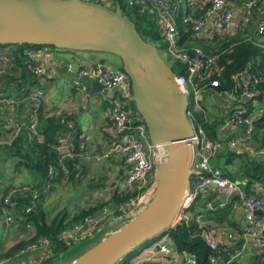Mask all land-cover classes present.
Wrapping results in <instances>:
<instances>
[{"label":"built area","instance_id":"2783aa9c","mask_svg":"<svg viewBox=\"0 0 264 264\" xmlns=\"http://www.w3.org/2000/svg\"><path fill=\"white\" fill-rule=\"evenodd\" d=\"M91 1L101 3L107 7L113 6L109 2L110 0ZM124 2L127 7H137L140 11L153 13L160 35L165 43V56H168L171 60H176L184 70L183 73L175 74L174 80L189 101L188 107L190 109L186 111V116L191 123L192 130L187 141L192 148V160L189 166L190 175L187 188L182 196L179 212L171 226H174L180 219H186L188 216L186 210L193 199L213 187L217 194L216 201L206 200L204 209L223 208L232 200L237 202L241 218V233L239 236L241 243L234 252L227 251L225 258L219 257L216 255L218 243L223 242L231 246L235 244L237 236L228 230H218L211 226L199 224V226L205 227L201 230L200 236L207 247L216 252V254L209 256V264H238L237 261L246 251L256 249L264 252V214L262 213L264 211V202L259 196L262 189L259 186H255L248 193L246 192L245 181L234 180L222 175L220 170L217 167H213L210 163L211 159L223 146L232 150H243L249 155L257 153L264 156V149H255L250 144L253 121L256 118V114L248 109L246 103L253 97L254 93L250 85L257 81L256 76L246 70L238 71L232 75V80L241 84L240 96L244 95L247 101H242L241 97L234 98L233 103L225 109L226 115L216 126L215 130L213 132L205 131L200 123H193L194 116L192 113L201 111L202 92L208 87L218 86V79L213 77V75L218 70L216 62L222 52H206L196 44H178L180 36L174 18V12L177 11L179 6L178 3L171 5V0H124ZM254 5L255 1L249 0L244 3L243 9H249ZM197 6L201 12L193 19L186 15L184 11L180 17L181 24L190 25L191 38L203 37L205 28L210 20L214 26L212 32L228 33L234 8L228 5L225 0H198ZM193 9L194 6L191 7V10ZM255 34L256 36L264 35V22L258 24ZM14 48L16 47L13 45L0 46V75L8 69L9 60L12 58L9 57V54ZM42 50L43 47L26 46L21 51L22 64L34 76L37 85L32 87L25 96L8 97L0 95V109L3 113H8L17 108L23 112V115L18 119L0 117V125L11 130L10 141L22 129L29 132V140L39 136L36 131L37 103L42 93L40 80L47 73L46 68L38 62L42 57ZM66 68L71 72L69 85L76 91L84 93L87 89V82L93 80L98 82L107 94L111 131L115 134V142L111 146L110 151L114 152L125 165L121 191L130 195L127 200L118 203L117 210L120 213L117 216H112L114 209L110 208L111 205L108 202L105 208H99L93 214L83 216L80 222L72 224L63 230L59 235L61 241L70 246L91 236L93 232L98 230L100 225L108 220L120 216L130 218L139 211L143 206L140 207L141 197L147 191H149V196H151L156 175L155 170L150 175L151 166L148 160V151L154 148L157 149L158 146H153L149 143L141 119L127 106L125 99L112 95V92L119 88L128 90L130 94L128 77L120 67L109 69L99 63L76 66L75 63L67 62ZM72 125L71 121L66 122L67 130L55 147L58 163L75 156L84 157L86 154L83 142L79 143L77 151L73 149ZM235 129L237 131H234ZM53 176V171L49 167L46 174L47 180L40 186L41 188L20 184L16 187H9L4 194L0 195V215L6 225H10L14 218L13 211L16 204L14 196L23 194L27 197L24 210L26 212L32 211L37 205L41 194L49 189L50 179ZM131 194L134 195L132 196ZM195 219L196 221L199 220L198 217ZM29 228L25 224V229ZM166 237L167 235L164 234L150 243V245H157L159 254L168 256L164 264H196L192 255L185 252L179 253L173 245L168 246L164 243L163 240ZM49 246L48 238L44 236L34 237L31 240H27L10 256L0 257V264H13L17 258L34 253L39 256V261L50 255ZM141 264L156 263L148 261Z\"/></svg>","mask_w":264,"mask_h":264},{"label":"trees","instance_id":"16d2710c","mask_svg":"<svg viewBox=\"0 0 264 264\" xmlns=\"http://www.w3.org/2000/svg\"><path fill=\"white\" fill-rule=\"evenodd\" d=\"M110 1L117 2L119 4L122 14L126 15L133 22L134 28L142 40L151 44H157L158 48L164 53L165 43L160 35L159 27L155 21L153 13L140 11L137 7H127L124 0ZM247 1L249 0H225V2L231 7L238 4L240 8H243L244 3ZM254 1L255 5L249 9H244L245 12L249 13V11H253L263 2V0ZM197 5L198 1L195 5H193V10H190V12L184 11V13L193 19L201 12ZM181 15V9H177V11L174 12V18L180 36L178 44L191 45L189 43L187 44L185 41L205 40L203 37L191 38L190 25L181 24ZM257 26L258 24L256 27ZM254 33L252 32V21L248 20L245 22V26H242L241 29L234 34H220L214 31L211 40L218 41L213 45L201 44L202 47H200L206 52H222L216 62L218 70L213 75V77L218 79V86L208 87L205 89L206 91L211 89L212 94L230 93L234 96V98H239L241 84L240 82H234L232 80V75L238 71L246 70L248 73L256 76L257 81L250 85V88L254 93L253 97L246 104L248 109L256 114V118L253 121L251 143L255 146V149H264V50L253 43ZM10 45L12 44L0 46L5 47ZM13 46L16 48L10 51L9 57L12 58L9 60L8 69L1 75L0 78V95L8 97L20 96L30 88L37 85V81L34 76L26 70L22 64V49L26 46L35 48H54L50 45L15 44ZM166 57L170 59L168 56ZM169 67L174 74L183 73L184 71L183 67L176 60H171ZM125 101L134 114L140 118L138 113L135 111L132 102L127 99H125ZM189 109L190 107L187 108V110ZM225 109L226 106L225 103H223L219 105L217 114L209 116L205 109L204 102H202L201 111L192 113L194 116L193 123H200L205 131L213 132L216 126L225 117ZM10 115L18 119L23 114H19L18 109H16V111L13 109L11 112L6 114V117L9 118ZM67 121H69L68 118L63 116L42 117L37 110L36 131L39 138L37 137L29 140V132L22 129L9 143L0 144V147L6 152V155L15 160L16 168L28 165L29 169L33 171V173H31L33 183L28 185L41 188L40 186L47 180L46 174L49 167L52 169L54 174L53 178L50 179V186L53 185V182H56L59 179L64 178L66 180L68 178H72V176H75L76 172L81 169L82 164L79 160L80 158L77 156L72 157L71 159H65L61 163H58L55 147L57 146L60 138L63 136V133L67 130ZM72 124L73 149L77 151L78 145L81 141L78 138L75 124L73 122ZM10 131L11 130L9 128H4L0 125L1 137L6 136V134ZM218 157L223 159L221 165H218L216 162V158ZM213 158L211 165L213 167H217L222 175L234 180L245 181L246 192L249 193L255 186H259L260 189L264 190V156L256 155L255 157H250L249 154L243 150H232L223 146ZM234 159H239V161L236 168H231ZM50 186L48 190H50ZM213 194L214 190L209 188L206 193L196 196V198H194L191 202L189 208L186 210L188 213L186 219H180L179 222L174 224V226H171L160 232L158 235L143 241L141 244L137 245L121 257V259L115 264H131V259L137 256L142 248L148 246L153 240L164 234H166L170 239L177 252H185L192 255L195 258L196 264H209V256L216 254V252L210 250L200 236L201 230L205 228L203 226H199V221L201 219L203 221L211 220L216 225L224 224L231 226L228 231H231L237 236L235 244L228 246V244L223 242L218 243L216 255L225 258L227 256V251L234 252V250L241 243V240H239L241 224H237L232 217L231 201L223 208H215L212 210L204 209V202L206 200L216 201V193L214 197ZM131 195L133 196L134 194ZM129 196L130 195L126 194L124 191H118L116 187H113L107 200L87 208H79V210L70 217L64 213L60 215L56 214L47 221L39 203H37L32 211L26 212L24 210V206L27 202V197L23 194H18L17 196H14L16 204L13 213L16 222L19 224L18 226L20 228H25V224H27L31 228L32 233L25 239L13 242L4 252L0 253V257L10 256L20 246L25 244L27 240H31L38 236H44L48 238L50 242V255L30 264L44 263L51 259V257L60 254L67 247H69L61 241L59 236L63 230L72 224L80 222L83 216L93 214L97 209L105 207L108 202L111 205L110 208L114 209L112 216H117L120 213L117 210L118 203L123 200H127ZM197 217L199 219L198 221L195 219ZM101 237L102 236H100L99 239ZM249 251L246 264H264V252L256 249H251Z\"/></svg>","mask_w":264,"mask_h":264},{"label":"water","instance_id":"95a60500","mask_svg":"<svg viewBox=\"0 0 264 264\" xmlns=\"http://www.w3.org/2000/svg\"><path fill=\"white\" fill-rule=\"evenodd\" d=\"M50 45L57 50L86 51L103 64L98 53L118 57L129 80L135 111L148 141L162 148L148 201L129 219L64 264H115L143 241L171 227L187 188L192 126L188 97L174 72L154 45L141 39L120 9L91 0H0V45ZM66 69L57 66L56 69ZM101 88V85L93 81ZM241 100L247 98L241 95ZM122 174L118 170L117 178ZM214 186V185H212ZM157 247V245L155 246Z\"/></svg>","mask_w":264,"mask_h":264},{"label":"crops","instance_id":"0c3cea01","mask_svg":"<svg viewBox=\"0 0 264 264\" xmlns=\"http://www.w3.org/2000/svg\"><path fill=\"white\" fill-rule=\"evenodd\" d=\"M197 1L198 0H171V5H175L176 3H178L179 5L178 9H181L182 12L183 11L190 12L191 7L195 5ZM109 2H111L110 4L112 5L114 4V2L112 1ZM233 7H234V14L228 30L229 35L239 31L242 26H245V22H247L248 20L252 21L253 33L256 29L254 27L257 24L264 22V0L260 6H258L253 11H249V13L245 12L243 8H240L238 4L234 5ZM213 29L214 26L212 24V21L210 20L205 28V33L203 34V39L205 40H191V41L186 40L185 42L191 45L200 44L199 46L201 47H202L201 44L213 45L218 41V40H211L213 37V32H212ZM253 38H254L253 43L255 45H258L260 48L264 50V35L256 36V34L254 33ZM70 51L71 50L63 51L54 48L43 47L42 57L38 62L40 63L41 66L46 68L45 70L47 73L40 80L42 93L37 103V110L42 117L63 116L68 118L69 121H72L75 124L78 138L80 139L81 142H83V148L86 153L84 157H80L79 159L81 161L82 167L80 170L76 172L75 176L79 175L78 178H80L82 175L87 179H90L93 183L91 181H89V183L90 184L92 183L91 188L94 190L92 196L95 197L94 195L98 193L97 196H100L102 201H105L110 196L113 187H116L118 191L119 190L121 191L122 176L125 171V165L119 159V157L116 156L114 152L110 151L111 146L115 142V134L113 131H111L107 94L103 91L102 88L97 87V85L95 84L91 85L90 83L93 82V80H89L87 82V89L84 93L78 92L69 85V78L71 72L67 68L56 69L57 66L60 67L63 65L66 66L67 62L75 63L76 66L80 64L91 65L92 63H94L92 60L89 59L91 53L86 51H80L74 54L73 52ZM108 55H112V54H108V53L97 54L99 58L103 59L102 65L104 67L109 69L118 68L117 61L119 59L115 60V58ZM30 90L31 88L25 93L21 94L20 96L27 95L30 92ZM209 90L211 91V89H208L207 91ZM112 95L118 98L127 99L129 93L128 90H125L124 88H119V89H115L112 92ZM216 96L218 97L224 96V99L226 100L225 102L226 108L234 101V96L230 93H222V94L217 93ZM219 105H217V108L219 107ZM17 109L19 110V114L20 113L23 114V112L19 108ZM6 114L7 113H3L2 110L0 109V116L6 117ZM9 119H17V118L10 115ZM234 131H237V129H235ZM106 135L108 136V138ZM212 160L213 159H211V161ZM93 165H98L97 170H95L94 167H92ZM119 169L122 170V174L117 178L116 176L118 175ZM64 181H65L64 178L57 180L56 182L53 183V185L50 186V190L48 191H51L53 187H55L56 189L58 186L62 185ZM13 183H15V181ZM8 186L9 185L7 186L6 185L3 186V184L0 185V193L1 192L3 193ZM212 189L214 190L213 187ZM46 192H43L41 198H39L38 200L41 209H42L41 206L47 202ZM215 193L216 191L214 190L213 197ZM149 195L150 193L149 191H147L141 197L140 207L148 201ZM259 196L264 202V190H261ZM215 197H217V194ZM230 204L232 208V217L234 221H236V223L240 225L241 224L240 208L237 202H235L234 200H232ZM68 208L69 207H67L66 212L63 213L66 214L68 217H70L74 213V210H72L73 207L69 209ZM62 209L64 210L65 208L63 207ZM262 213L264 214V211H262ZM115 218L117 219L124 218L126 220L129 219L121 216L114 217L113 219ZM124 221L125 220H123L122 222ZM108 222L109 220L104 224H107ZM122 222H120L118 225H114L112 229L107 231V233L117 228ZM199 224L211 226L218 230L224 229V231L229 230V228H231V226L224 224L216 225L211 220L203 221L201 219L199 221ZM31 233H32L31 229L20 228L18 224H15L13 227L6 226V228H4L0 232V253L4 252L13 242L17 240L25 239ZM163 242L166 243L168 246H172L171 241L170 239H168V237H166L163 240ZM85 249H83L81 252H83ZM81 252H79L78 254H76L71 259L65 262L72 260ZM249 252L250 251H246L244 255H246V253ZM36 257L37 256H34L33 254H28L17 258L13 262V264H30L32 262H35L34 259ZM167 259L168 256H162L161 254L158 253L157 247H155V245L149 244L148 246L142 248L136 257H133L131 259L132 261L131 263L141 264L150 261L156 264H164L165 261H167ZM56 264H64V262L62 263L60 261V263H56Z\"/></svg>","mask_w":264,"mask_h":264},{"label":"rangeland","instance_id":"374dc122","mask_svg":"<svg viewBox=\"0 0 264 264\" xmlns=\"http://www.w3.org/2000/svg\"><path fill=\"white\" fill-rule=\"evenodd\" d=\"M152 45L156 47L159 55L166 62V64L170 65L171 60L165 56L162 50L158 48L157 44L152 43ZM70 52H73L75 54L76 52H80V51L71 50ZM108 56H112L113 58H115V60H118V57H116L115 55H108ZM117 62H118V67H119L120 61L118 60ZM202 102H204V106H205V109L208 115L211 116V115H215L218 113L217 105L225 103L226 100L224 99V96L218 97L216 96V94L212 95L211 91H205L202 93V100L200 102L201 106H202ZM198 112H200V110ZM10 136H11V133L9 132L8 134H6V136L0 137V144L8 143L10 141ZM250 144L252 145L251 142ZM157 149L154 148L151 151H148V160L151 166L150 175H152L153 171L155 170V163H158L162 160L161 158L162 150L159 148ZM256 155H259V154L256 153V154L249 155V156L255 157ZM238 161L239 159H234L232 162L231 168H236ZM216 162L218 165H221L223 162V159L221 157H218L216 158ZM92 167H94V169L97 170L98 165H93ZM31 173H33V171L29 169L28 165H26L25 167L16 168L15 160L13 158L8 157L6 155V152L0 147V185L2 184L3 186L9 185L8 187L10 186L12 187L13 185L16 187L20 184H32L33 179H32ZM78 177L79 175L78 176L73 175L72 178L66 179L62 185L60 186L55 185V186H58L56 189L55 187H53L51 191H48V192L45 191L47 193V202L43 204L41 207H42V210L45 214V218L47 221L51 217L55 216L56 214L60 215L63 212H66L67 207L69 208L73 207L72 209L74 210L73 214H75L79 210V208H87V207L103 202L100 196H97L98 193L94 195L95 197L92 196L94 190L91 188V184L93 182L90 179H87L86 177L82 175L80 178ZM14 181L15 183H13ZM89 181H91L92 183L90 184ZM8 187L6 188V190L8 189ZM6 190L3 193H5ZM3 193L1 192L0 195H2ZM62 206L65 208L64 210L62 209L63 208ZM0 219H1L0 220V232L4 228H6V226L13 227L15 224H18L16 222L15 216L10 225H6L2 216H0ZM123 220H126V219L124 218L110 219L107 224L100 225L98 230L93 232L91 236L78 242L77 244H73L67 247L60 254H57L56 256L51 257V259L41 264H56V263H60V261L62 263L63 262L66 263L65 261L71 259L73 256L81 252L86 247L91 246L93 243H95L99 239V236L104 235L105 233H107V231L112 229L114 225H118ZM33 255L37 256V254L35 253ZM247 257H248V253H246V255H243V257L237 261L238 264H246ZM38 259H39V256H37L34 259V261L36 260L38 261Z\"/></svg>","mask_w":264,"mask_h":264},{"label":"bare ground","instance_id":"6f19581e","mask_svg":"<svg viewBox=\"0 0 264 264\" xmlns=\"http://www.w3.org/2000/svg\"><path fill=\"white\" fill-rule=\"evenodd\" d=\"M158 148L162 150V148H161L160 146H158ZM162 151H163V150H162ZM161 153H162V152H161Z\"/></svg>","mask_w":264,"mask_h":264}]
</instances>
